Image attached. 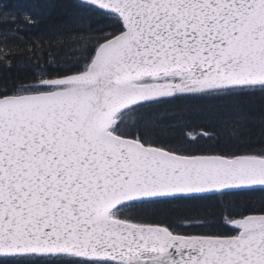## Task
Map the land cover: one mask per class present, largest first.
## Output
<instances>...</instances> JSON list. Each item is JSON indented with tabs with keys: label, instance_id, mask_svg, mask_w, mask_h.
<instances>
[{
	"label": "snow or ice",
	"instance_id": "obj_1",
	"mask_svg": "<svg viewBox=\"0 0 264 264\" xmlns=\"http://www.w3.org/2000/svg\"><path fill=\"white\" fill-rule=\"evenodd\" d=\"M0 264H264V0H0Z\"/></svg>",
	"mask_w": 264,
	"mask_h": 264
},
{
	"label": "trees",
	"instance_id": "obj_2",
	"mask_svg": "<svg viewBox=\"0 0 264 264\" xmlns=\"http://www.w3.org/2000/svg\"><path fill=\"white\" fill-rule=\"evenodd\" d=\"M20 2L31 5L32 0H20ZM42 2H48L55 5H60L65 0H42ZM45 14L48 17L47 22L55 23L58 22L61 17V9L59 7H54L45 10ZM261 194L256 193L257 202H259V197ZM219 212V201H205L202 204L195 207H166L158 210V216L161 219L166 218L170 222L178 221L182 216H199L210 221L216 220L217 214Z\"/></svg>",
	"mask_w": 264,
	"mask_h": 264
}]
</instances>
